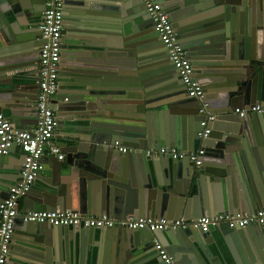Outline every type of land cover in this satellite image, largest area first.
I'll list each match as a JSON object with an SVG mask.
<instances>
[{
    "label": "water",
    "instance_id": "1",
    "mask_svg": "<svg viewBox=\"0 0 264 264\" xmlns=\"http://www.w3.org/2000/svg\"><path fill=\"white\" fill-rule=\"evenodd\" d=\"M45 1L0 0V114L20 130L38 120L37 73L25 70L40 63ZM160 1L216 116L209 139L199 138L202 104L189 97L142 0H65L62 71L52 103L60 127L71 131L59 144L66 159L45 156L51 180L23 197L25 206L31 203L19 206L21 213L196 221L264 210L257 160L264 158V114L235 113L264 103V0ZM117 142L130 152L118 151ZM163 147L189 156L204 147V163L146 156ZM6 157L0 156V203L22 172ZM126 191L140 198L126 203ZM17 220L25 223L24 238L14 236L8 264H165L158 242L179 264H264L258 224L203 233Z\"/></svg>",
    "mask_w": 264,
    "mask_h": 264
},
{
    "label": "built area",
    "instance_id": "2",
    "mask_svg": "<svg viewBox=\"0 0 264 264\" xmlns=\"http://www.w3.org/2000/svg\"><path fill=\"white\" fill-rule=\"evenodd\" d=\"M147 13L152 17L155 30L161 42L169 51L171 61L179 72L183 84L187 88L191 99L201 102V114L205 120L201 126L202 132L199 138L202 141L209 139L212 123L216 116L210 114V104L206 101L204 87L194 76V67L185 48L180 43L177 33L169 15L165 12L160 0H142ZM43 22L39 30L44 42L37 78L40 88L39 99L36 104L38 116L37 126L31 130H20L4 114H0V156L9 155L11 149L18 147L25 154L20 180L11 187L9 199L0 203V264H8L12 241L16 231V221L22 218L27 223L49 224L54 227H80L83 229H112L125 228L129 230H148L149 232H161L169 230H197L209 233L212 228L228 225L231 229L247 228L253 224L264 226V210L256 213L218 214L214 217L202 218L196 221L151 219V218H128L116 219L107 215L101 217L84 216L73 211H35L21 213L20 201L30 193L35 183L45 170L44 158L50 155L58 156L59 161H65V154L54 141L60 127V118L57 107L52 103L56 98L62 71L63 38L66 32L65 0H46ZM235 113L240 118H246L251 114H264V103L251 106L247 109L238 108ZM118 151L123 154L130 149L115 144ZM206 150L202 147L197 153L187 155L177 148H158L146 150V156L151 158H189L196 167L204 163ZM165 264H179L171 257L163 246L157 243Z\"/></svg>",
    "mask_w": 264,
    "mask_h": 264
},
{
    "label": "crops",
    "instance_id": "3",
    "mask_svg": "<svg viewBox=\"0 0 264 264\" xmlns=\"http://www.w3.org/2000/svg\"><path fill=\"white\" fill-rule=\"evenodd\" d=\"M66 12V11H65ZM25 71H34V72H38V67H36L35 69H28V70H25ZM37 78V77H36ZM196 80H197V78H196ZM197 81H199V80H197ZM200 83V82H199ZM39 94L40 93H35L34 94V98L35 99H37V97H38V99H39ZM208 96H207V94H206V101L209 103V101H208ZM238 108H242V106L241 107H238ZM5 115V114H4ZM8 118V117H7ZM9 119V118H8ZM11 120V119H10ZM12 121V120H11ZM214 124L215 123H212V125H211V128L213 129V126H214ZM36 126H37V122H33V124L31 125V126H27V128L25 129V130H31V129H35L36 128ZM22 130V129H21ZM71 131L69 130V129H67V128H65V127H59V129H58V131H57V134H56V137L54 138V141H55V143L57 144V145H59V144H62V143H64L66 140H67V137L64 135L65 133H70ZM23 151H22V149H20V148H13V149H11V151H10V153H9V155H7V157H6V160H7V162H8V165H10V166H16V167H23V163H24V155H23ZM66 156V155H65ZM46 157H47V160L48 159H51L53 156L52 155H50L49 153H47V155H46ZM65 159H66V157H65ZM257 160H258V163H259V165L261 166V168L263 169L262 170V172H263V174H264V158H263V156L261 155V154H259V156L257 157ZM65 161H63V163H64ZM45 164V170L43 171L44 172V175L43 176H41L40 177V179L39 180H37V182L35 183V185H34V187H35V189H37V190H42V189H44L45 188V186H47V183H46V181L47 182H49L50 180H51V176H52V167H51V164H49V163H47V162H45L44 163ZM261 173V172H260ZM20 178V177H19ZM261 178H264V176H262ZM18 180H20V179H18ZM139 191V190H138ZM127 193L125 194V202L127 203H129V202H136V198H140L139 196H138V194H136V197H135V194H133V193H130V192H128V191H126ZM24 198L23 199H21V201H20V207L23 209L24 207L26 208V206H27V208H28V206H30V203H31V201H29L28 200V202H29V204L28 205H26L25 206V203H24ZM126 203H125V205H126ZM165 219V218H164ZM17 223H16V231H15V235L14 236H16V238H19V240H20V238L22 239V238H24V226H25V223L24 222H22V221H16ZM216 234H217V232H216ZM218 236V235H217ZM15 238H13V241H12V247H13V242L15 241L14 240ZM159 243V242H158ZM159 244H161V243H159ZM162 245V244H161ZM163 246V245H162ZM163 248H165L164 246H163ZM16 249H17V251H19V253L18 254H21V252H22V246L21 245H17L16 246ZM165 250L168 252V250L165 248ZM17 257H18V255H17ZM180 263V262H179ZM181 264H182V262H181Z\"/></svg>",
    "mask_w": 264,
    "mask_h": 264
}]
</instances>
